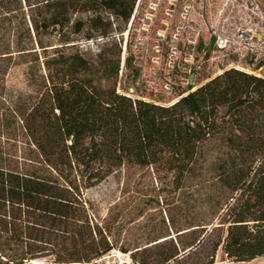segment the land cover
Masks as SVG:
<instances>
[{
    "label": "trees",
    "instance_id": "obj_1",
    "mask_svg": "<svg viewBox=\"0 0 264 264\" xmlns=\"http://www.w3.org/2000/svg\"><path fill=\"white\" fill-rule=\"evenodd\" d=\"M135 2L41 0L29 19L0 13V264H91L107 254L114 244L86 191L127 165L171 173L175 190L201 184L210 204L189 241L141 264L179 263L182 246L191 264H214L219 248L235 262L264 257V74L230 68L168 105L119 92L120 58L96 63L63 30L107 37L113 23L98 4L128 21ZM17 9L22 0L0 2ZM52 33L60 45L45 43ZM36 47L44 72L29 65L28 89L9 88L8 69ZM256 61L247 68L264 64Z\"/></svg>",
    "mask_w": 264,
    "mask_h": 264
},
{
    "label": "rangeland",
    "instance_id": "obj_2",
    "mask_svg": "<svg viewBox=\"0 0 264 264\" xmlns=\"http://www.w3.org/2000/svg\"><path fill=\"white\" fill-rule=\"evenodd\" d=\"M1 1L15 4L17 0ZM28 1L33 4L32 8ZM38 1L41 0H22V10H0V13L18 18L26 15L29 19L39 13L34 6ZM250 1L136 0L128 21L98 4L97 12L104 22L113 23L107 37L96 32L93 39H86L85 33L74 34L71 28H65L63 34L75 37L85 55L96 63L120 58L121 69L117 80L114 79L119 92L168 105L187 94L190 86L193 90L227 69L257 64L251 55L242 57L233 49L213 52L215 33L231 34L239 27L253 26L264 34V0H256L262 11L259 13L253 12ZM55 37L59 36L46 35L44 41L58 44L60 41ZM33 51L37 52L28 56L27 63L8 69L5 83L9 88L28 89L29 65L44 72L42 48L36 47ZM51 53L52 49L47 52ZM37 55L40 61H31ZM5 141L7 136H0V142ZM207 168L208 164L204 175H211ZM207 192L201 184L194 186L192 182L175 190L172 174L164 170L156 172L153 167L127 165L118 169L86 191L114 244L112 250L91 264H119L121 261L141 264L142 260L155 259L159 251H171L173 241L186 243L190 239L189 226L211 218ZM160 243L165 246L158 247ZM179 250L181 262L172 260L166 264L192 263L194 258L188 259V248L182 246ZM214 264H264V257L247 263L235 262L219 248Z\"/></svg>",
    "mask_w": 264,
    "mask_h": 264
},
{
    "label": "built area",
    "instance_id": "obj_3",
    "mask_svg": "<svg viewBox=\"0 0 264 264\" xmlns=\"http://www.w3.org/2000/svg\"><path fill=\"white\" fill-rule=\"evenodd\" d=\"M250 5L254 13L262 12L260 4L256 0H251ZM214 44L218 52H226L233 49V51L240 53L242 56L252 54L256 60L264 61V34L259 33L253 26L239 27L231 34L215 33ZM237 68L257 75L264 74V64L255 70L241 66H237ZM125 263L126 261H121L119 264Z\"/></svg>",
    "mask_w": 264,
    "mask_h": 264
},
{
    "label": "water",
    "instance_id": "obj_4",
    "mask_svg": "<svg viewBox=\"0 0 264 264\" xmlns=\"http://www.w3.org/2000/svg\"><path fill=\"white\" fill-rule=\"evenodd\" d=\"M190 82H191V83L193 82V74H192L191 77H190ZM193 90H195V89H193Z\"/></svg>",
    "mask_w": 264,
    "mask_h": 264
},
{
    "label": "crops",
    "instance_id": "obj_5",
    "mask_svg": "<svg viewBox=\"0 0 264 264\" xmlns=\"http://www.w3.org/2000/svg\"><path fill=\"white\" fill-rule=\"evenodd\" d=\"M259 258H263V257H259ZM256 259H258V258H256ZM255 260V259H254ZM243 263H247V262H243Z\"/></svg>",
    "mask_w": 264,
    "mask_h": 264
}]
</instances>
